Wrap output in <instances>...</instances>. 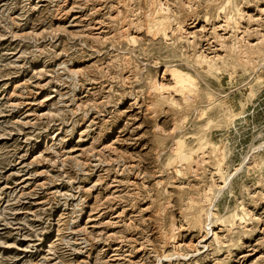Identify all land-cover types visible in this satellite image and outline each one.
Wrapping results in <instances>:
<instances>
[{
  "label": "rangeland",
  "instance_id": "rangeland-1",
  "mask_svg": "<svg viewBox=\"0 0 264 264\" xmlns=\"http://www.w3.org/2000/svg\"><path fill=\"white\" fill-rule=\"evenodd\" d=\"M261 145L264 0H0V264H264Z\"/></svg>",
  "mask_w": 264,
  "mask_h": 264
},
{
  "label": "bare ground",
  "instance_id": "bare-ground-1",
  "mask_svg": "<svg viewBox=\"0 0 264 264\" xmlns=\"http://www.w3.org/2000/svg\"><path fill=\"white\" fill-rule=\"evenodd\" d=\"M163 4V3H162ZM162 7V6H161ZM164 7V6H163ZM160 11H163V8H160L159 9ZM158 11V10H157ZM168 11V10H167ZM157 13H159V12H157ZM151 16V15H150ZM169 16V15H168ZM173 19V18H172ZM169 20H171V18L169 19V17H164V19L163 20H161V21H156V22H154V23H152V25H151V29H150V31L149 32H151V33H153L154 34V36H162V37H164V38H166V39H168L169 38V32H170V30H171V24H170V21ZM180 28H182V27H180ZM179 28V29H180ZM152 34V35H153ZM126 38V37H125ZM131 38V37H130ZM133 39V41L134 42H136L135 41V39L136 38H132ZM132 39H130V41H132ZM263 41V40H262ZM133 42V43H134ZM191 44V43H190ZM238 44V43H237ZM193 45V44H192ZM259 53V52H258ZM248 54V53H247ZM203 56V55H202ZM205 58H207V57H205ZM249 58V57H248ZM205 60V59H204ZM206 61V60H205ZM167 67V66H166ZM169 73H170V75H171V77H172V81H173V83H174V85H175V91L176 92H180V93H183V94H185V95H187V94H190L191 92H192V90L194 89V87L196 86V79L193 77V75L192 74H190L189 72H186V71H184V70H182V68L181 69H179V68H177V66H171V67H169L168 68V70H167ZM166 71V72H167ZM194 72L197 74V71L196 70H194ZM193 72V73H194ZM257 72V71H256ZM200 77V76H199ZM174 88V87H173ZM155 91H157V92H160V93H164V92H167L168 91V89L164 86V85H162V83L160 84V83H157L156 85H155ZM162 96V95H161ZM160 97V96H159ZM163 97V96H162ZM264 145H261L260 147H258L257 149H260V148H262ZM228 181H229V178L228 179H225L224 180V187H226V185H227V183H228ZM223 187V188H224ZM223 188H221V189H223ZM220 190V189H219ZM221 191V190H220ZM219 195V194H218ZM217 197H215L214 199H210L209 200V209H208V211H207V219H208V222H207V224H206V228H207V231H208V233L210 232V226H212L211 225V217H212V210H213V207H214V201H215V199H216ZM173 258V257H172Z\"/></svg>",
  "mask_w": 264,
  "mask_h": 264
}]
</instances>
